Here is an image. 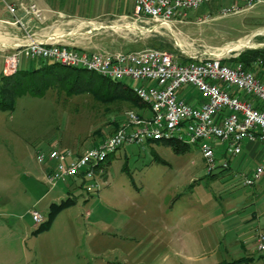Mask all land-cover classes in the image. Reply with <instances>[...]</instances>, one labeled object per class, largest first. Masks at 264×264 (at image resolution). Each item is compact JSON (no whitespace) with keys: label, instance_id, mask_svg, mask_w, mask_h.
<instances>
[{"label":"rangeland","instance_id":"1","mask_svg":"<svg viewBox=\"0 0 264 264\" xmlns=\"http://www.w3.org/2000/svg\"><path fill=\"white\" fill-rule=\"evenodd\" d=\"M226 2H205L182 22L152 23V32L133 26V35L124 34L125 20L106 22L121 26L101 27L92 38L108 35L133 50L164 44L161 49L177 56L217 53L250 38L242 46L264 47V3L220 15L218 8ZM32 63L24 56L19 67L29 70ZM123 81L131 88L150 84ZM187 90L186 98L197 97L194 88ZM100 94L104 92L86 88L69 91L56 83L39 93L21 94L12 110L0 108V264H218L240 257L245 236L240 230L262 222L250 216L263 207L264 194L257 198L262 180L243 185L234 171L210 176L196 143L184 151L162 141L125 144L105 158L106 176L93 192L77 182L71 185L72 180L51 189L43 183L38 152L89 148L97 131L107 133L124 115L118 129L126 111L139 109L128 100L106 102ZM253 147L248 151L243 146L231 159V169L250 172L263 153L261 144ZM68 185L74 203L55 213L47 228L34 232L38 224L30 211L45 218L51 202L67 197Z\"/></svg>","mask_w":264,"mask_h":264},{"label":"built area","instance_id":"2","mask_svg":"<svg viewBox=\"0 0 264 264\" xmlns=\"http://www.w3.org/2000/svg\"><path fill=\"white\" fill-rule=\"evenodd\" d=\"M15 15L21 8L42 21L43 12L33 2L0 0ZM212 0H131L133 10L123 19L133 35V26L152 32V23L182 22L190 10ZM264 0H229L218 8L220 15L239 12ZM121 25V23H120ZM114 25L111 24V27ZM242 46L221 52L203 51L175 55L166 49L144 47L136 50L106 51L75 47L54 39H30L23 45L2 51L3 74L19 69L24 56L33 62H57L83 68L113 80L124 78L150 82L133 88L149 114L126 111L123 124L89 148L50 147L38 152L36 160L46 164L44 182L53 188L59 181L76 180L87 192L99 190L104 177L105 158L125 144L148 140L178 139L198 144L207 173L234 171L243 185H254L264 176V65L261 60L248 64L232 60ZM238 50L230 54L232 50ZM246 49V48H245ZM188 87L198 92L199 102L186 98ZM246 142L263 146V157L248 173L231 169V159L242 152ZM35 224L44 217L30 211ZM255 245L264 253V227L255 235Z\"/></svg>","mask_w":264,"mask_h":264},{"label":"crops","instance_id":"3","mask_svg":"<svg viewBox=\"0 0 264 264\" xmlns=\"http://www.w3.org/2000/svg\"><path fill=\"white\" fill-rule=\"evenodd\" d=\"M21 1H23V3L26 5L34 2L37 7L43 12L44 19L42 21L37 20L31 17L30 14H27L21 8L16 10L15 15H12L5 8L4 4L0 7V26L2 28L0 30V32L2 33V35L0 36V71L2 67L3 49H11L14 46L23 45L30 39L38 41L44 39H54L75 47L87 48L90 50H106L111 52L132 50L127 47L129 44H125L124 46L123 43H120L117 40V42H115V38H112L108 35L103 36L102 40H98L99 38H92L93 36L100 34L101 31H99V29L101 27H108L114 30V28L111 27V24L109 25L106 22L122 21L126 17V15L131 14L133 10L131 0ZM228 3L229 2H226V4ZM95 20L100 22L95 24ZM83 26L90 27L89 29L81 31L80 28H82ZM96 30H98V32ZM89 33L92 34L88 36ZM124 34H130V31H125ZM34 63L35 62H33L32 65H34ZM190 100L198 103V95L197 97L191 98ZM138 106L139 109L137 112L145 114V110L147 108L140 105ZM262 108L264 109V105L262 106ZM123 118L124 115L116 119L117 122L113 123V128L111 129L112 131L110 130L107 133L97 131L98 137L93 140V145L101 141L109 133L113 132L122 122ZM255 144L256 143L246 142L243 144V146L247 147L248 151H252ZM244 157L245 154L243 153L242 159ZM262 157L263 153L260 160L262 159ZM46 170L47 168L45 164L43 177ZM261 180L262 183H260L259 185V193L257 195V198H259L261 194H264V176ZM42 181L45 184L44 178ZM76 182V180H72L71 185L77 184ZM70 188L71 187H69L68 185V189L66 191L67 197L73 194V190ZM262 205L263 207L260 210L253 211L250 214L252 219L258 218L259 220L261 218L262 222H260V224H255L240 230L245 236L243 238V241H241L239 245L243 249V254L238 258H242L243 260L236 264H264V253L259 252L255 245V235L260 228L264 227V203ZM233 231L234 229L232 227L229 232L233 233ZM226 233L227 232H224V236L226 235ZM233 259L237 258H232L226 261H231Z\"/></svg>","mask_w":264,"mask_h":264},{"label":"trees","instance_id":"4","mask_svg":"<svg viewBox=\"0 0 264 264\" xmlns=\"http://www.w3.org/2000/svg\"><path fill=\"white\" fill-rule=\"evenodd\" d=\"M164 44L156 48H162ZM261 60L264 65V47H252L242 50L232 60L241 61L248 64L253 60ZM59 83L67 87L69 91H77L83 88L89 89L96 94H100L104 101L113 102L115 100H128L131 103L143 106L144 104L135 95L133 88L127 85L123 80H113L103 77L83 68L63 66L57 62L40 61L39 64L32 65L29 70L17 69L12 74H3L0 72V108L3 110H12L14 108L15 100L18 96L25 92L39 93L51 84ZM162 141L171 145L176 151H184L188 148L189 143L180 141L178 139L166 140H148L147 143ZM212 177L218 173H207ZM104 176L105 173H104ZM74 203L72 197H66L59 202H51L48 208V214L44 220L38 224L34 232H38L49 226L55 213L63 207ZM242 258L225 261L218 264H236L241 262Z\"/></svg>","mask_w":264,"mask_h":264},{"label":"bare ground","instance_id":"5","mask_svg":"<svg viewBox=\"0 0 264 264\" xmlns=\"http://www.w3.org/2000/svg\"><path fill=\"white\" fill-rule=\"evenodd\" d=\"M105 26V25H104ZM115 27H120V25H117V24H114V26H113V28H115ZM104 28V27H103ZM137 28V27H136ZM97 29V28H96ZM113 30V29H112ZM123 30H125V29H123ZM121 31V30H120ZM262 33V32H261ZM65 34V33H64ZM66 35V34H65ZM253 35V34H252ZM258 35V34H257ZM57 37V36H56ZM80 37V36H79ZM251 39V38H250ZM250 39H245V40H242V41H239L238 43H233V44H231V45H228V46H226L225 47V49L227 50V49H231V48H236V47H238V46H242V45H245V44H247V43H249L250 42ZM20 41V40H19ZM18 41V42H19Z\"/></svg>","mask_w":264,"mask_h":264}]
</instances>
